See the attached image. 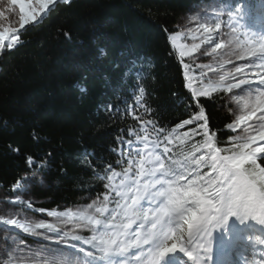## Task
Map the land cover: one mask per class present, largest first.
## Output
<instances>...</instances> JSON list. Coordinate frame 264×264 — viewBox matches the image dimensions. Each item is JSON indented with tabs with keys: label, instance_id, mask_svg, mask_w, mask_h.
I'll list each match as a JSON object with an SVG mask.
<instances>
[{
	"label": "trees",
	"instance_id": "16d2710c",
	"mask_svg": "<svg viewBox=\"0 0 264 264\" xmlns=\"http://www.w3.org/2000/svg\"><path fill=\"white\" fill-rule=\"evenodd\" d=\"M7 1L20 11L19 4ZM199 1L207 0H59L39 22L19 27L17 37L9 33L0 57V197L4 201L26 193L28 183L39 203L23 209L39 216L45 213L33 209L61 211L93 201L101 204L106 193L115 198L117 188L110 189L124 177L109 180L111 169L123 173L128 160L138 158L133 145L130 149L127 144L137 141L130 130L144 137L142 129H146L149 139L156 138L149 120L156 122L157 129H165L160 150L170 148L167 155L178 162L190 153H207L206 148L199 152L193 148L204 142L205 131L215 133L214 147H231L228 138L239 129L225 128L233 121V108L224 88L206 80L194 64L181 62L170 44V36L179 32L181 16ZM215 1L235 9L240 0ZM253 2L245 0L248 13ZM15 39L19 43L7 49ZM193 87L197 92L209 91L211 98H194ZM201 107L206 129L183 135L204 124L201 118L172 132ZM225 154L229 153H221ZM258 162L264 164V159ZM200 172L210 169L202 167ZM18 181L23 187L14 189Z\"/></svg>",
	"mask_w": 264,
	"mask_h": 264
},
{
	"label": "snow or ice",
	"instance_id": "6c2138e0",
	"mask_svg": "<svg viewBox=\"0 0 264 264\" xmlns=\"http://www.w3.org/2000/svg\"><path fill=\"white\" fill-rule=\"evenodd\" d=\"M31 2L12 0V3L20 5L21 29L30 22H39L45 10H50L59 0H36L39 11L27 10ZM216 27L219 28L220 24L217 23ZM19 31L12 28L0 31V51L4 49L5 34L11 33L15 38ZM251 35L259 47L248 40L236 39L233 41L235 47L228 49L230 56L237 59L247 56L248 62L234 66L233 70L220 76L228 93L231 94L234 89L243 93L241 96H231L233 101L241 102L239 106L243 113L225 125L229 130L240 129L237 135L228 138L231 147H214L212 140L215 133L205 131L204 142L199 146L193 145V148L196 152L206 148L207 153L200 156L190 153L178 162L167 155L170 148L164 147L160 151V136L165 129H157L156 122L149 120L147 123L153 125L156 133L154 140L148 139L146 129H142L145 131L144 137L129 131L130 136L136 135L137 141L144 145L134 150L139 155L137 171L132 172L135 163L132 159L128 160V167L123 173L111 169L109 180L124 177L119 186L111 189L105 184L110 191L116 187L121 189L115 191V198L106 193L100 206L93 201L86 208L75 211L33 209L46 212L49 217L55 218L56 223L0 215V224L12 230L64 245L71 250L70 253L61 254L65 258L48 256L43 249H32L23 242L17 244V237L11 236L5 237V242L14 248L3 264H13L14 260L16 264L22 260H28L31 264H176V261L179 264H215L213 255L217 241L223 246L231 243L237 232L264 233V164L258 162L264 159V34ZM207 39L211 40V35ZM17 43L18 39L8 43L7 49H13ZM197 47L193 45V49ZM220 47V44L216 45L217 49ZM180 55L183 57L186 53L181 52ZM252 69L258 71L252 72ZM250 73L254 78H249ZM229 79L235 82H227ZM185 87L189 85L186 83ZM192 94L194 98H211L209 91L197 92L194 87ZM139 99L137 97L138 102ZM201 118L204 124H198L197 128L183 135L199 134V129L208 126L202 107L192 119L177 124L172 132ZM164 139L167 140V136ZM127 144L131 149L133 142L128 141ZM222 152L229 154L221 155ZM121 155L131 156L132 153L122 152ZM28 160L31 166L32 158ZM202 167L209 168L210 172L201 174ZM20 187L23 185L19 181L13 186L14 189ZM12 202L32 208V202L23 201L20 197ZM110 203H114L115 207L110 208ZM67 223H72L74 227L66 229L62 226ZM184 224L187 225L186 236ZM84 230L91 235H82ZM193 236L200 241L195 246ZM248 240H252L250 235ZM256 240L264 246L261 236L257 235ZM67 255L76 259L69 260ZM260 264H264V257H261Z\"/></svg>",
	"mask_w": 264,
	"mask_h": 264
},
{
	"label": "rangeland",
	"instance_id": "374dc122",
	"mask_svg": "<svg viewBox=\"0 0 264 264\" xmlns=\"http://www.w3.org/2000/svg\"><path fill=\"white\" fill-rule=\"evenodd\" d=\"M29 9H35L37 11L39 10V4L36 3V0L33 1ZM20 15L21 12L18 11L16 7L9 6L7 0H0V31L9 28L18 29L20 27ZM217 16H219L218 20L216 19ZM245 20L248 19L234 11L227 10L224 6L216 3L215 1L198 2L191 6L181 16L178 21L179 32L176 36L172 35L171 37L175 43H178L179 47L176 49L172 42L171 45L178 57L198 67L200 71L205 74L206 80L210 81L216 86H224L225 82L220 80V76L225 75V73L229 70H233L234 66L246 64L249 60V57L247 56L237 59L234 56H230L228 52L229 47H235L233 43L234 40H248L251 29L249 30L250 27H248L247 23L244 22ZM217 23L220 24L219 28L216 27ZM201 25H203V27H201ZM261 28L263 29V27ZM6 35L7 33L5 36ZM208 35H211V40L207 39ZM193 44L198 45L199 47L193 49ZM217 44L221 45L219 49L216 48ZM254 46L259 47L258 43L254 44ZM182 49L186 53V55L183 57L180 55V53L183 52ZM229 60L231 61L230 63L228 62ZM255 71L258 70L252 69V72ZM249 75V78H253L251 73ZM227 82L235 81L229 79ZM232 95L241 96L243 93L238 89H234L230 94L226 90V98L232 105V117L233 120H235L237 115L243 113L241 107L239 106L241 102L233 101L231 99ZM30 190L31 184L28 183L25 186L26 193L16 194V196L12 198H6V201H4L3 197H0V215L9 217L16 216L17 218L21 219L27 217L30 220H45L56 223L57 221L55 218L49 217L46 212L44 215L39 216L38 214L33 213L31 210H24V204H16L12 202L15 201L17 197H20L23 201H30L33 204H38V200L33 197ZM84 208L86 207L72 210L75 211ZM65 210L66 209L59 212H64ZM185 225L186 224L183 225L184 229L187 227V225L186 227ZM62 226L66 229H71L74 227L72 223H67L66 225ZM85 233L88 234L85 236L91 235V233L87 230H84L81 234ZM11 236L17 237V244L23 242V244L29 246L32 249H43L45 254L48 256L65 258L61 254H67L71 251L66 249L64 245L55 244L43 239L29 242L23 237L22 232L12 230L8 228V226L0 224V264H3V262L8 259L9 254L12 253V249L14 248V246L8 245L5 242V237ZM13 255L16 254L13 253ZM66 258L69 260L76 259V257L71 255H67ZM13 264H16L15 260ZM20 264H31V262L28 260H22Z\"/></svg>",
	"mask_w": 264,
	"mask_h": 264
},
{
	"label": "bare ground",
	"instance_id": "6f19581e",
	"mask_svg": "<svg viewBox=\"0 0 264 264\" xmlns=\"http://www.w3.org/2000/svg\"><path fill=\"white\" fill-rule=\"evenodd\" d=\"M196 20V19H195ZM194 23V22H193ZM206 31V30H205ZM209 32V31H208ZM171 42H172V44H173V46L177 49L178 47H179V45H178V43H175L174 41H173V38H171ZM194 45V44H193ZM184 47V46H183ZM185 48V47H184ZM180 49V48H179ZM183 50V49H182ZM183 52H184V50H183ZM191 52V51H190ZM185 53V52H184ZM250 76V75H249ZM254 78V77H253Z\"/></svg>",
	"mask_w": 264,
	"mask_h": 264
},
{
	"label": "water",
	"instance_id": "95a60500",
	"mask_svg": "<svg viewBox=\"0 0 264 264\" xmlns=\"http://www.w3.org/2000/svg\"><path fill=\"white\" fill-rule=\"evenodd\" d=\"M5 41V40H4ZM4 43V42H3Z\"/></svg>",
	"mask_w": 264,
	"mask_h": 264
}]
</instances>
